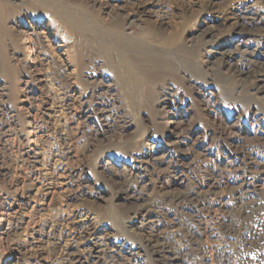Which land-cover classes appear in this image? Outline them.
Wrapping results in <instances>:
<instances>
[{
	"label": "rangeland",
	"instance_id": "1",
	"mask_svg": "<svg viewBox=\"0 0 264 264\" xmlns=\"http://www.w3.org/2000/svg\"><path fill=\"white\" fill-rule=\"evenodd\" d=\"M0 264H264V0H0Z\"/></svg>",
	"mask_w": 264,
	"mask_h": 264
},
{
	"label": "bare ground",
	"instance_id": "2",
	"mask_svg": "<svg viewBox=\"0 0 264 264\" xmlns=\"http://www.w3.org/2000/svg\"><path fill=\"white\" fill-rule=\"evenodd\" d=\"M143 12V11H142ZM145 214V213H144Z\"/></svg>",
	"mask_w": 264,
	"mask_h": 264
}]
</instances>
